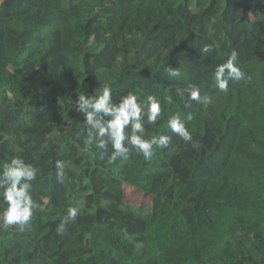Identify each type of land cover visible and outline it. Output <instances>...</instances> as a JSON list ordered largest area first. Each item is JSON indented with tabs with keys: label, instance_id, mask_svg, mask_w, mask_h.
<instances>
[{
	"label": "trees",
	"instance_id": "16d2710c",
	"mask_svg": "<svg viewBox=\"0 0 264 264\" xmlns=\"http://www.w3.org/2000/svg\"><path fill=\"white\" fill-rule=\"evenodd\" d=\"M232 51L251 80L223 92ZM105 84L116 104L160 101L145 138L169 135L166 149L145 159L126 139L109 163L112 145L88 142L75 102ZM188 84L212 102L185 107ZM177 114L192 142L168 128ZM14 156L38 170L39 207L23 231L0 222V264H264V0H0V172ZM69 206L81 212L57 234Z\"/></svg>",
	"mask_w": 264,
	"mask_h": 264
},
{
	"label": "clouds",
	"instance_id": "9594fccd",
	"mask_svg": "<svg viewBox=\"0 0 264 264\" xmlns=\"http://www.w3.org/2000/svg\"><path fill=\"white\" fill-rule=\"evenodd\" d=\"M212 50L211 46L204 45L202 53ZM238 53L232 51L226 62L218 65L214 71V81L219 90L227 92L229 81H250L248 75L237 64ZM169 76H179L180 73L170 70ZM177 95L185 100V107L190 106L191 101L203 102L205 106L212 101L208 96H201V89L195 84H188L184 88H178ZM76 109L85 117L84 129L88 142L95 143L97 149L106 150L108 145H112V152L108 157L109 163H115L118 159H127L130 148L128 144L143 155L145 159H150L153 155L154 147L166 149L171 137L167 134L152 135L145 138V119L148 124H155L161 115L160 101L154 96L147 97L146 105L138 100L133 93H128L118 104L112 101V90L105 84L101 89V94L97 96H85L83 93L78 96L75 102ZM105 117H110L105 119ZM189 114L187 120H191ZM168 128L184 142L193 141V134L186 126V122L180 115H173L168 119ZM131 128V135L126 136L125 129ZM57 169V180L64 183L66 179L65 163L62 160L55 161ZM38 170L30 163H26L22 157L14 156L0 172V189H3V200L7 203V208L0 213V222L4 227L18 226L23 231L34 215V210L39 204L31 195L32 181L36 180ZM81 209L77 206H69L56 227L57 234L63 235L68 225L75 223Z\"/></svg>",
	"mask_w": 264,
	"mask_h": 264
},
{
	"label": "rangeland",
	"instance_id": "374dc122",
	"mask_svg": "<svg viewBox=\"0 0 264 264\" xmlns=\"http://www.w3.org/2000/svg\"><path fill=\"white\" fill-rule=\"evenodd\" d=\"M126 200L133 204H139V202H142L144 200V196L137 190L126 188Z\"/></svg>",
	"mask_w": 264,
	"mask_h": 264
}]
</instances>
